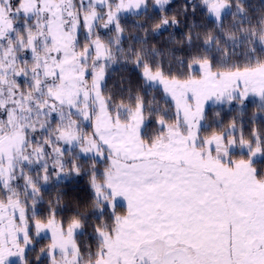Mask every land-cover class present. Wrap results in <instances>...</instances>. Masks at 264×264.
Wrapping results in <instances>:
<instances>
[{"label": "snow or ice", "instance_id": "1", "mask_svg": "<svg viewBox=\"0 0 264 264\" xmlns=\"http://www.w3.org/2000/svg\"><path fill=\"white\" fill-rule=\"evenodd\" d=\"M0 264H264V0H0Z\"/></svg>", "mask_w": 264, "mask_h": 264}, {"label": "trees", "instance_id": "2", "mask_svg": "<svg viewBox=\"0 0 264 264\" xmlns=\"http://www.w3.org/2000/svg\"><path fill=\"white\" fill-rule=\"evenodd\" d=\"M257 2V0H253V3H256ZM72 195H76V193H72Z\"/></svg>", "mask_w": 264, "mask_h": 264}]
</instances>
